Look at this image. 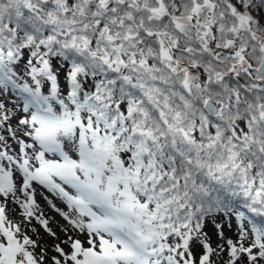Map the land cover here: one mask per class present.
Here are the masks:
<instances>
[{
    "label": "snow or ice",
    "instance_id": "snow-or-ice-1",
    "mask_svg": "<svg viewBox=\"0 0 264 264\" xmlns=\"http://www.w3.org/2000/svg\"><path fill=\"white\" fill-rule=\"evenodd\" d=\"M0 264H264V0H0Z\"/></svg>",
    "mask_w": 264,
    "mask_h": 264
}]
</instances>
